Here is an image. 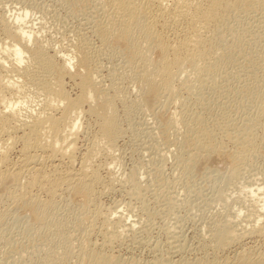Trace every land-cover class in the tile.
Here are the masks:
<instances>
[{"label":"bare ground","instance_id":"6f19581e","mask_svg":"<svg viewBox=\"0 0 264 264\" xmlns=\"http://www.w3.org/2000/svg\"><path fill=\"white\" fill-rule=\"evenodd\" d=\"M61 1L80 5L77 15L81 17L77 30L71 32L68 29L71 34L66 31L71 38L63 53L58 49L60 47L54 45L57 42L52 40L55 39L54 35L46 37L44 34L45 30H49V25L53 26L50 20L56 14H48L49 11L31 1L32 3H24L19 8L11 3L10 9L14 15L0 17V186L4 182L9 183L8 188L0 192V199L5 197L15 203V206L16 202L32 206L36 216L42 219L39 230L27 223L22 228L18 225L21 228L19 234L23 233V237L38 232L40 239L36 243V250L44 253L41 256V252L36 251L40 258L34 253V260L30 256L31 261L20 260L23 261L22 264H138V259L134 260L133 256L132 259L124 258L125 256L114 255L104 248L113 240L127 235L128 231L131 230L132 233L133 225L140 216L138 213L126 216L123 211L122 214H117L115 208L112 211L99 204L95 188L102 185L105 192L110 188L103 185L101 167L96 162L101 156H107L108 160H105L103 167L110 185L118 182L124 188L127 184L125 188L128 187L129 195L134 199H142L140 195L143 187L139 177L142 170L139 172L132 169L128 173L118 174L123 160L115 153L122 135L116 103L119 101L126 104L124 107L127 112L137 108L145 114L151 111L154 100L173 102L177 106L168 114L167 128L176 139L173 156L176 157L178 169L189 170L194 161L201 157L225 156L231 163V178L226 184L213 187V197L210 195L222 208L231 207L230 194L249 187V194L236 201L237 207L234 206V210L231 208V212L210 211V235L206 238L207 241H203L211 247L213 254L210 258H204L202 263L264 264V173L262 180L253 182V186H248L251 182L246 184L247 180L244 182L242 176L243 168L255 157L262 155L264 12L257 13V10L264 5V0H107L104 3L99 0ZM34 11L40 13L35 18L31 16ZM232 20L241 27V32L231 23ZM91 33L98 37L99 47L91 45L92 41L87 36H91ZM118 43L121 46L117 47L115 55L109 58L112 60L106 66L107 63L100 60L103 51ZM250 64L251 70H248ZM220 65L225 66V71L235 65V70L239 67L244 72L242 75L250 78L251 85L248 86V79L244 80L245 78L236 74L238 77L233 80L231 74L228 75L233 82L243 79L246 83L241 82L247 85L248 94L257 87L263 88L255 115H241V119H233L230 96L237 98L240 92L236 87H231L230 83L228 86H218L215 76L221 69ZM104 69L108 71L109 77L106 85L102 84L101 79ZM225 75L228 77L227 73ZM66 78L71 80L76 90L74 95L66 88ZM213 80L217 81V85ZM128 83L139 84L133 101L129 99V95L127 98L124 85L127 87ZM224 92L230 93L220 96ZM127 100L131 102L126 103ZM25 105H29L31 109H24ZM19 108H23L22 114ZM84 114L94 117L96 132L92 134L88 128V133L92 136L86 140V135L87 143L83 146L79 160H76L77 140L87 131V126L85 128L81 122ZM243 116L245 118L242 120ZM154 127L153 131L157 130V136L162 134V127ZM189 141L193 144L192 149L186 147ZM18 144L19 160L14 163L10 161L9 155ZM63 161L67 163V167L58 171L59 164ZM47 162L53 166L52 171H48V168L46 170ZM35 191L43 192L44 199L38 197ZM64 191L71 192L73 198L80 196L86 201L90 216L88 227H94L91 226L95 224L94 217H102L101 233L105 240L103 239L100 249L89 245L86 222H83L84 227L80 225L86 218L87 211L84 212L83 209V213L73 215L74 218L72 216L70 219L66 213L67 218L61 217L60 213L58 215L56 199H60L59 195ZM139 203L140 210L146 208L144 213L149 215L151 211H147V206L144 208L146 204L143 201ZM7 207L11 210L6 205L4 212ZM2 216L0 215V224L4 219ZM19 227H14L16 233ZM71 227L80 228L78 241L70 235L68 229ZM101 227L98 229L101 230ZM8 240L13 244L19 241L15 242L12 237H8ZM247 240L260 241V244L258 243V248H244ZM177 246L179 250L182 248L181 245ZM231 251L232 256L225 255ZM155 252H158V248ZM217 252L223 255L220 256ZM22 253L25 255V252ZM164 254L167 256L170 253ZM163 255L154 256L148 264L187 262L183 259L173 261L170 256Z\"/></svg>","mask_w":264,"mask_h":264},{"label":"rangeland","instance_id":"374dc122","mask_svg":"<svg viewBox=\"0 0 264 264\" xmlns=\"http://www.w3.org/2000/svg\"><path fill=\"white\" fill-rule=\"evenodd\" d=\"M13 1H11V0H2L1 1L0 0V14H2V15H0V17L1 16L11 17L14 15L13 14L14 12L10 9V6H12V4L16 5V8H19V7H22L24 3L28 4L32 1L33 2V3L31 2L32 4L36 3L35 4L36 6H41L42 9L46 10L47 12L49 11L48 14L49 13L56 14V15H54L55 17L53 16L54 20H52L53 18L50 20V23H52L53 26L49 25V30L47 29L48 32L45 30L44 34L46 35V37L54 35L55 39H52V40H53V42L57 41L54 43V45L56 44L57 47H60L58 49L61 50L62 53L64 50H66L64 48H67L66 45L68 43L67 41L71 38L70 37L71 32H73L74 30H77L76 27H79V19L81 17L79 15H77L78 14L77 11L80 8V5L77 6V4L76 5L75 4L74 5L66 4V3L62 2L61 0H58V1L57 0H17L20 3H16L15 0H13ZM106 1L107 0H102V1L99 0V2H103V3ZM56 2H58V3H56ZM18 12H19V9H18ZM258 12L259 13L264 12V5L260 6V8L257 10V13ZM33 13H31L32 14L31 16L34 18L40 14L37 11H34ZM77 16H79V17H77ZM233 21H235V20H232L231 23L236 25L237 27L236 26L235 27L238 29L239 32H241L242 31L240 29L241 27L239 25H237L235 22L233 23ZM68 29H69V31L71 29V32H69ZM66 31L70 34H68ZM87 36L90 37V38L89 37L88 38H89L90 42L92 41L91 45L93 47L96 48V46H98V47L100 46V41L98 40V37L96 35H94L95 36L94 37L93 34L91 36H90V34L89 35L87 34ZM65 37H66V39H65ZM241 38H242V36H241ZM91 39H93V40H91ZM59 43H61V44H59ZM118 46H121V45L118 43L117 45H114V46H111V47L105 49L103 51L102 57L100 58L101 62H103L104 64L107 63L106 66H108L110 63L109 61L112 60V59L109 60V58L115 55V51H116ZM156 55H157V53L154 54V57H156ZM251 66L252 65L250 64L248 66L249 69L248 68L247 69L251 70L250 69ZM233 67H235V68H233ZM233 67L231 66L232 69L230 67H228L227 68L228 70L226 69V71H225V66L222 67V65H220L219 68H221V69L218 70L220 72L217 71V73H216L217 75L215 76L217 79L216 78L215 79L219 82L218 83L216 81L218 86L220 84H222L220 86H226V85L228 86L230 83L231 87H236L239 90L240 96H238L237 98H233L232 96H230V101H231L230 106L232 107V108H230V110H231V112H234V113H232L233 119L237 120L239 117L241 119V115L253 116L256 114L255 112L258 111L259 104H260V98H259L260 92L263 88L261 86L257 87L251 93L248 94L246 92V90H247L246 86L247 85L244 84V83H246L244 80L248 79V77L246 78L245 76L242 75L244 72L242 73V71L239 69V67H238V70L241 71L240 73L238 70H235V69H237V66L233 65ZM105 69L102 71L103 73L101 75L103 85H106L107 83H109L108 82L109 77H107L108 71ZM228 71H229V74H228ZM233 71H235V72H233ZM225 72L227 73V76L231 74V79H233V78L235 79L238 76H240L241 78H245L244 80L240 79L242 82L244 81V83H242L241 81L240 82L239 81L233 82L232 80L230 81V79H229L230 76L226 77ZM248 72H250V71H248ZM233 73H235V74H233ZM232 75H233V77H232ZM218 76L220 79L218 78ZM227 78L230 82L228 80H225ZM214 81L215 80H213V82ZM250 81L251 80L249 78L247 81V84L249 83L248 86L251 85ZM65 82H67L66 88L69 90L70 94L74 95V93H76V90L72 86L71 80L66 78ZM216 82H214L215 85H217ZM126 85H128V86L126 87L124 85V87L127 90L126 91L127 92L126 93L127 98L129 95V99L131 98V100H132L133 96L135 98V95H136L135 91H137L136 89L139 88V84L136 83L135 85H133L130 83V85H129V83H128ZM130 91L132 93H130ZM225 93H227V92L221 93L220 96H222V95L224 96ZM228 93H230V92H228ZM227 94H225V96ZM131 100L126 102V103L131 102ZM154 101L151 105V111H149V112L147 111V113H145V114L143 112L139 111V109H137V108L136 109L134 108L133 110L127 112L126 107H124L126 104L123 105V103L121 104V102H119V101H117V103H116L117 109H118L117 113H118V116L120 119V129H121L122 135L120 136L121 138H119V140H118V145H117L118 150L115 153H118L121 157V160H123L122 161L123 162L122 167L120 166L121 168L118 170V174H119V172H120V174L122 172L128 173V171L130 172L132 169H135L136 171H139V172L142 170L141 175H139V177L141 179L140 182L142 181L141 184L143 187L141 189V191L143 190L144 192L143 191L141 192L142 193V195H140V197L142 198L141 200L136 199V198L134 199V197L129 195L128 187L125 188V186H127V184L124 186V188H123V186H121V184L119 185L118 182L110 185V183L108 182L107 176H106V172L104 171L105 160L107 159L106 158L107 156H101L99 158L100 160L99 159L97 160L96 163L99 164L98 165L99 167H101L100 174L102 173L101 176L104 180L103 185H106V187L110 188V190L108 189V190H106V192L102 190V187H104L102 185L97 186V188H95L97 190V197L99 196V198H97L99 200V204L102 205L104 208L108 207V208H111L112 211L115 210L117 212V214L118 213L120 214L123 211V214L126 216H130L133 213L134 214L138 213L137 215L140 216V219H138L136 221L137 223L133 225L132 233H131V230L128 231L126 233L127 235L122 236L121 238H118L119 240L118 239L113 240L115 242L112 241L108 246H106V247H108V249L106 247H104V248L108 252L111 251L112 254H114V255L118 254V256L120 255L121 257L125 256L124 258L127 257L128 259H130V258L132 259V256H133L134 260L138 259L137 260L138 264L139 263L140 264H148V262L151 261L154 256H161L166 252L171 254L173 251H174V253H172L171 256H170V254H167V256L168 257L170 256L169 258H171V260H173V261H175V260L177 261V259H179V260L183 259L184 262L187 261L186 264L187 263L188 264L189 263L190 264H203L202 260L204 258H210L211 255L213 254L212 253L213 251H211L212 250L211 247L206 245V242L203 241V240L207 241L206 238H208L210 235V232L208 231L210 229V222L209 221L211 220L209 213H211L213 211H218V210H219L218 212L222 211V213L226 212V211L231 212V208H232V210H234L233 209L234 206L237 207L236 201H239L240 199H242V196L244 198L245 196H247L249 194V187H245V189L243 188L244 190L242 189V191L238 192V193L237 192H233V193L231 192L233 195L230 194V198H231L230 199V202H231L230 205H231V207L230 208L228 207L229 209H226V207L222 208L221 207L222 205L220 203H218L219 204L218 205L217 201L215 202V199H211V197H213V195H211L213 192L212 191L213 187H215L216 185H224L231 178L230 177V170H231L230 169L231 168L230 161L223 155L222 156L210 155L209 157H206V158L201 157V158L195 160L194 163L192 164V166H190L189 170H182L181 171L180 169H178L176 157H174L175 156V147H176L175 141H176V139L173 136H171V134H170L171 131L169 132V129L167 128L168 114L170 115V112L174 111L177 106L173 102H164L163 103L159 100H154ZM28 104H30V102ZM173 104H174V106H173ZM25 106H24V109H26V108L31 109L29 107V105H28V107L27 106L25 107ZM174 107H175V109H174ZM20 109L21 108H19L18 110H20ZM22 109H21V114L24 112ZM235 109H236V111H234ZM243 118H245V117L243 116L242 120H243ZM93 119H94V117L92 115L88 116V114L87 115L84 114L82 119H81L82 125H84L85 128L87 126V128H86L87 131L83 136L80 135L79 139L77 140V151L75 153L76 160H79V158L81 156L80 153H81L82 149L84 148L83 146L87 143V141H85L86 135H87L86 140H88V138H90L92 136V134H94L96 132V128H95L96 127V120L94 119L95 120L94 121ZM94 122H95V125H94ZM155 124L159 127H162V129H161L162 134H160L159 136H157L158 134L156 132L157 131L156 129H155L156 133L153 131V129L155 128L154 126H156ZM148 128H149V130H148ZM88 130L92 133L91 136L88 133ZM92 131H94V132H92ZM19 146H20L19 144L16 145L14 150L9 155L11 162L16 163L19 160V155H20V153H19L20 147ZM186 147H187V149H192L193 148L192 142L189 141L187 143ZM261 148H262L261 149L262 155L260 154L261 156L255 157V159H253V161L251 162L252 164L250 163L249 165H247V167L245 166L246 168H243L242 176H243L244 182H246V180H247L246 184H249L251 182V185L249 184L248 186H253L252 185L253 182L262 180L261 177L263 176V173H264V137H263L262 142H261ZM169 155H170V157H169ZM163 157H165V158H163ZM162 159L164 161V162L162 161L163 163L161 162ZM65 161H63L61 164H59L60 167L58 166L59 167L58 171H63L64 167L66 169L67 163ZM61 165H62V167H61ZM103 165H104V167H103ZM45 166H46L45 167L46 170L48 168V171H50L53 168V166L51 167V163H48V162H47V164H45ZM253 179H254V181H253ZM248 181H250V182H248ZM143 183H145L146 185H144ZM8 184H9L8 182H4L3 185L0 186V192L5 191L8 188ZM146 187H148V188H146ZM254 187H255V185H254ZM111 188H113V189H111ZM124 189L126 192L124 191ZM127 190H128V192H127ZM37 192L38 191H35L37 196L40 197L41 199H44V197H45V195H43L44 193L41 191H39L38 193ZM66 192L67 191L61 192L62 196H61V194L59 195L61 198L58 196L60 199H58V198L56 199L57 204H58V215L60 213L61 217L63 216V217L67 218V216H68V218L70 219V218H72L73 215L78 216L79 213H83V209H84V212L87 211V215H86V218L83 219L85 221L82 220L81 221L82 223H80V225L82 227H84L85 223H83V222H86V225H85V227H86L90 223V219H89L90 216L88 214V209H87L88 205H87L86 201L82 197L79 198L80 196H77V197L74 196L75 198H73V195H70V194H72L71 192H69V193L68 192L66 193ZM210 195H211V197H210ZM239 196L241 198H239ZM2 200H4V201L0 203V215H3L2 217L4 219L2 218L3 222L1 221L2 224H0V264H16V263L22 264V262L24 260H25L24 262H26L28 260L29 261L34 260V257L36 258V255H37V257L39 254L42 256L44 254V253L42 254L43 251H41V250L37 251L38 249L36 250V243L39 241L40 236H37L38 232L35 229H33V231L37 232V233L34 235L31 234V235H29V237H23L24 236V235L22 236L23 233L19 234L20 233L19 231L21 230L23 225H26V223L29 224L30 227L33 226L37 230L41 229L42 219H40L36 216L35 210L32 206L21 204V202H16L17 205L15 206V203H12L11 200H9L5 197H3ZM2 200L0 199V201H2ZM7 200H9V201H7ZM136 200H138V201H136ZM208 200H209V202H208ZM142 201L144 202L143 204H146V205H144V208L147 206L148 207L147 211L149 210L148 212H150V211L153 212V213L150 212L151 214L149 213V215L151 217H149V215L147 213L145 215L144 211H146V208L143 211L140 210L141 205H139L140 204L139 202H142ZM5 204L7 206L11 207L10 208L11 210H8L9 208L7 207V210L4 212V208H6ZM65 213L67 216H65ZM69 213H70V216H69ZM175 213H177V214H175ZM170 214H171V216H170ZM87 216H89V217H87ZM6 218H7V220H6ZM73 218H74V216H73ZM94 218H96V221L94 220ZM94 218H93V220L95 222L94 221L93 222L95 224L94 225L92 224L91 226L96 227V225L97 224L98 225L96 228H94V227L90 228L87 226L86 229L88 231L86 230L87 231L86 236H88V234H89L90 238L87 237V240L89 241V245L91 247L93 245V248L100 249L102 246L101 243L104 242L103 241L104 236L102 235L103 233H101V231H102V227H101L102 224L101 223H102L103 219L101 220V218H102L101 216H99V217L97 216ZM130 219H132V216L130 217ZM141 219H142V221H141ZM99 220H101V221H99ZM208 222H209V224H208ZM3 224H6V225H3ZM11 226H13V229L11 228ZM14 227L15 228L19 227V230L17 229L18 233H16V229ZM99 227H101L100 228L101 230L98 229ZM208 227H209V229H208ZM89 228L92 230H89ZM166 228H167V230H166ZM168 228H169V230H168ZM10 230H11V232H10ZM68 230L70 231L69 233L71 236H73L76 240H77V238L79 239L80 231H81L80 228L71 227ZM14 231H15V233H14ZM90 231L92 233H89ZM12 233L15 234V235L13 234L15 237L12 236ZM21 236L23 237V239ZM8 237H12L13 239L15 238V240H14L15 242H17L19 240L21 243L18 241L19 242V243L17 242L18 244L17 243L13 244V243H11L10 240H8ZM19 237H21V238L19 239ZM101 237H103V238H101ZM120 239H123V240H120ZM76 240H75V242L77 243L78 240L77 241ZM22 241H23V244H22ZM247 241L249 244L247 243ZM247 241L244 244V246H245L244 248H248V247L256 248L255 246H257V248H258V245L260 244V241H258V240H257L258 242H256V240H253V241L247 240ZM253 243H255V244H253ZM174 244H176V245H174ZM202 244H205L206 246L203 247ZM95 245H96V247H95ZM177 245H181L183 249L181 248L179 250L177 248L178 247ZM246 245H247V247H246ZM18 246H20L21 249ZM98 246H99V248H98ZM155 246L158 248V252H155L157 250V248L154 249ZM175 249H177V252ZM36 251L41 252V253H39V254L35 253ZM22 252H25V255ZM161 252H163V253L161 254ZM27 253H32L33 255L32 254L28 255ZM158 254H160V255H158ZM217 254H220V256L223 255L219 252H217ZM22 255L25 256L26 258L28 257L27 260ZM206 255H207V257H206ZM225 255L232 256L233 252L232 251L227 252ZM30 256L33 259L30 260V258H31ZM163 256L167 257L166 254H164ZM181 256H182V258H181ZM22 257H23V259H22ZM40 257H38V258H40ZM20 260H23V261L21 262ZM172 264H174V263H172Z\"/></svg>","mask_w":264,"mask_h":264}]
</instances>
